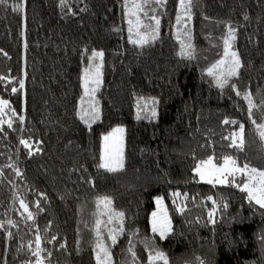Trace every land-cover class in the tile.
I'll list each match as a JSON object with an SVG mask.
<instances>
[{
    "label": "trees",
    "instance_id": "obj_1",
    "mask_svg": "<svg viewBox=\"0 0 264 264\" xmlns=\"http://www.w3.org/2000/svg\"><path fill=\"white\" fill-rule=\"evenodd\" d=\"M16 2L0 6V49L7 53H0V76L14 78L0 84V99L9 100L25 122L15 121L12 128L4 124L0 132V222H5L0 264L29 259L34 264L26 245L34 241L37 228L42 236L57 237L52 244L42 241L52 253H41L46 264H95L93 228L97 199L104 196L111 198L114 211L125 213V234L111 248L114 264L131 259L130 240L140 264H147L146 238L168 256L169 264H264V209L239 188L213 186L193 173L195 163L213 151L216 157L231 154L241 165L250 161L264 169V141L248 119L247 101L230 88H217L207 75L223 54L222 38L231 25L242 67L230 83L251 92L261 104L264 0H194L193 59L178 55L180 42L173 34L178 0H167L166 6L149 12L160 18V33L143 47L128 42L124 0H68L63 9L60 0H24L21 13L11 10ZM85 49L105 54L97 92L100 120L91 129L77 116L88 62L82 58ZM15 79H23L25 87L12 93L11 87H19ZM142 96L156 98L154 119L135 117L136 99ZM262 111L254 110L257 122ZM225 118L245 124L243 151L228 147L223 139L237 130V125L223 124ZM117 125L125 129V169L110 173L97 167L101 137ZM21 139L29 140L33 155ZM9 163H15L22 176L4 167ZM174 192L181 194L177 203L186 205L183 213L175 210ZM209 196L217 201L216 223L208 217L213 207ZM20 199L34 213V202L41 200L44 211L35 216V225L21 215ZM157 199L163 200L171 219L172 232L165 239L151 230ZM9 219L15 227L6 223ZM107 227H116V222ZM101 231L110 244L104 224ZM60 243L66 247L61 249ZM21 245L25 247L18 250Z\"/></svg>",
    "mask_w": 264,
    "mask_h": 264
},
{
    "label": "snow or ice",
    "instance_id": "obj_2",
    "mask_svg": "<svg viewBox=\"0 0 264 264\" xmlns=\"http://www.w3.org/2000/svg\"><path fill=\"white\" fill-rule=\"evenodd\" d=\"M167 4V0H124L123 7L126 9V15L128 16V42L139 47L150 44L151 42L159 38L161 20L157 15H149V12L155 13L156 8L154 6L164 7ZM179 10L176 14L175 20L176 25L181 26L178 29L177 39L180 41V50L178 55L185 57L187 59L194 58V46L191 43V29L188 27L186 21H190L192 18V8L194 6V0H178ZM0 6L7 8L9 6V0H0ZM68 6V0H60V7L63 9ZM25 4L24 0H19L11 5V10L16 13H21L24 10ZM85 9H81L83 11ZM71 11V9H69ZM74 14V13H73ZM142 14V15H141ZM148 20L151 23H145ZM247 19V16H245ZM227 32L225 33L223 39V54L220 59L216 60L208 69L207 75L212 77L215 86L221 90L230 88L237 96H242V98L247 101V114L248 119L252 125H254V131L258 134L261 141H264V111H262L260 122H257L253 118L254 110L257 107L264 109V100L261 101L260 105L254 102L253 94L247 90L241 91L235 83H230L233 77H238L242 63L239 54L233 50L232 42L236 38V30L231 25H226ZM119 31V29H114ZM181 32L183 36L187 39H181ZM23 35V33H22ZM27 48V44H25ZM0 53L3 50L0 49ZM7 55V53H3ZM104 52L102 50H89L85 49L82 53V58L86 59L88 63L83 69L82 73V87L83 96L80 100V106L77 111V116L79 119L89 128L100 120V105L99 101L96 99V94L100 90L103 83V73L102 69L104 66ZM26 74V73H25ZM14 78H8L0 76V84L10 83ZM19 87H11L10 91L12 93H17L23 90L25 83L23 79H15L14 81ZM87 98V100H86ZM86 103V106H85ZM157 101L152 98L150 101L151 107L149 108V101H145L143 97H140L136 102L137 114L136 118H155L157 115L155 105ZM141 113H144L142 116ZM10 114V115H9ZM7 117V119H5ZM19 121L20 124L25 122V117L18 114L14 108H12L9 100L0 99V132L4 131L3 125L6 124L8 128L13 127V123ZM225 125H237V130L230 133L229 136L223 137V139L229 141L228 147L234 148L236 151H243L245 146V124L240 123L234 119L225 118L223 120ZM125 129L123 127L112 128L111 131L107 132L101 137V146L99 154V163L97 165L98 169H104L110 173L122 172L125 169V140H124ZM20 144L28 149V154L33 155L32 144L29 140L21 139ZM205 147V146H202ZM211 147V145H207ZM39 147L36 148V152H39ZM222 159V163L220 160ZM215 161V162H214ZM4 167L12 168L17 176H22L19 168L15 163H9ZM194 176L199 177V181L215 185H225L229 184L240 189L241 192L247 194L248 200L254 201L255 204L259 205L261 209H264V169H259L252 166L250 161L238 163L237 158H234L231 154L225 155L222 158L216 157L213 151L212 155L207 156L206 159H199L193 167ZM3 174V169L0 168V175ZM237 175H241L246 179L241 182L236 181ZM173 204L176 206V211L183 213L185 211L186 205L182 202L177 203L181 194L174 192L173 194ZM39 196L44 200L47 199L45 193H39ZM184 200L187 199L185 194ZM209 201L212 202L213 207L208 212V217L210 222L216 223L214 218L217 211V201L211 196L207 197ZM157 209L151 213V230L153 233L158 234L160 239H165L172 232L171 219L168 215V208L164 205L162 199H158ZM20 208L23 209L21 213L26 221H32L35 225V216L38 212H43L44 208L41 206V200H36L34 202V207L38 210L34 213L29 208V203L24 199L19 200ZM101 205L103 208L101 209ZM111 198L104 196L98 197L97 199V219L95 220V225L93 231L95 232V264H114L113 253L111 251L112 246H115L118 242V237L125 234L124 227V217L125 213L114 211L111 207ZM223 208H227V204L222 205ZM26 214V216L24 215ZM100 215H106L108 217L107 221H103L99 218ZM116 222V227H107V225ZM8 225L13 227L16 226V222L9 219L6 221ZM51 223V222H50ZM104 224L107 228V239L110 244L105 242L103 233L101 231V225ZM5 227V222H0V229ZM31 227V226H30ZM47 231V229H45ZM9 238L13 237V233L8 232ZM135 235V234H134ZM57 240L55 235L51 238L42 236L40 230L36 229V234L34 241L29 240L26 247L31 252V256L35 257L34 264H45L46 257H42L41 253L47 252V257L52 255L51 251L42 247V241L46 244H52ZM33 243L35 247H33ZM129 247L127 252L130 253L131 259L124 262V264H140L138 254L135 250V245L130 240L128 241ZM24 245H21L22 250ZM59 247L61 249L66 247L65 243H60ZM146 249L148 251L147 264H169L168 256L154 244L147 242L146 238ZM4 264H7L5 261ZM24 264H33L32 260H26ZM200 264H204L203 261Z\"/></svg>",
    "mask_w": 264,
    "mask_h": 264
},
{
    "label": "rangeland",
    "instance_id": "obj_3",
    "mask_svg": "<svg viewBox=\"0 0 264 264\" xmlns=\"http://www.w3.org/2000/svg\"><path fill=\"white\" fill-rule=\"evenodd\" d=\"M137 2H139V0H137ZM155 8H156V10L157 9H159V7L160 6H154ZM178 10H179V5H178ZM142 15V14H141ZM128 17V16H127ZM127 21H128V19H127ZM145 22V21H144ZM187 22V24L189 25L188 27L190 28V21H186ZM146 23V22H145ZM179 28H181V26H178V25H176L175 24V26H174V31H173V34L175 35V37L177 38V33H178V29ZM181 39H183V40H185V43H187L188 41H187V39L183 36V34H182V32H181ZM178 40V39H177ZM179 41V40H178ZM180 42V41H179ZM233 50H234V48H233ZM88 63V62H87ZM84 69V68H83ZM83 73V72H82ZM82 77V76H81ZM81 85H82V79H81ZM83 96V87H82V94H81V96H80V99H79V102H78V105H77V111H78V109H79V106H80V100H81V97ZM143 98H144V100L145 101H149V108L151 107V104H150V101H151V99L152 98H154V97H144V96H142ZM140 97H138L137 99H136V102H137V100L139 99ZM96 99H97V94H96ZM86 100H87V98H86ZM98 100V99H97ZM155 100H156V98H155ZM85 106H86V103H85ZM155 109H156V106H155ZM136 114H137V107H135V117H136ZM141 115L143 116L144 115V113H141ZM142 119H148V118H142ZM151 119H154V118H151ZM115 127H123L122 125H117V126H115ZM115 127H113V128H115ZM124 128V127H123ZM112 130V129H111ZM110 130V131H111ZM109 132V131H108ZM222 163V162H221ZM198 178V180H199V177H197ZM244 179H246L245 177H243V176H241V175H237V177H236V181L239 183V182H241L242 180H244ZM158 200V199H157ZM157 200H156V202H157ZM103 208V205H102V207H101V209ZM156 209H157V207H156ZM156 209H155V211H156ZM46 264V263H45Z\"/></svg>",
    "mask_w": 264,
    "mask_h": 264
}]
</instances>
